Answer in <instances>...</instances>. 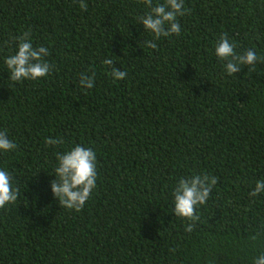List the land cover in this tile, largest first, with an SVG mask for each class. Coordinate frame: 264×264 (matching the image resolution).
I'll return each mask as SVG.
<instances>
[{"label": "trees", "instance_id": "16d2710c", "mask_svg": "<svg viewBox=\"0 0 264 264\" xmlns=\"http://www.w3.org/2000/svg\"><path fill=\"white\" fill-rule=\"evenodd\" d=\"M85 3L0 0V131L17 146L0 167L20 190L0 208V264H252L264 249V194L249 195L264 179V63L228 76L213 45L226 35L264 55V0H185L181 34L156 49L144 0ZM25 34L52 71L13 82L3 61ZM106 58L127 77L114 81ZM77 144L96 151L98 176L79 212L49 187L57 153ZM196 173L217 183L196 221L176 217L172 190Z\"/></svg>", "mask_w": 264, "mask_h": 264}, {"label": "clouds", "instance_id": "9594fccd", "mask_svg": "<svg viewBox=\"0 0 264 264\" xmlns=\"http://www.w3.org/2000/svg\"><path fill=\"white\" fill-rule=\"evenodd\" d=\"M149 9L139 18L140 25L152 39L145 42L149 49H156L157 43L162 37H170L181 34V24L178 17L186 14L185 0H144ZM80 8L87 9L85 0H80ZM215 57L221 61V66L228 76L239 73L244 66L264 63V55L257 54L249 49L242 53L236 51V45L226 35H222L213 45ZM49 56L47 47L33 46L27 34L20 38L14 53L4 58L8 79L13 82L24 80H39L48 76L52 71V65L47 61ZM103 63L111 68L109 75L114 81L123 80L127 72L114 66L110 58ZM80 87L92 89L94 87V75H82ZM60 140L48 138L46 144L55 145ZM16 144L9 138L6 131H0V154L15 151ZM54 177L49 187L59 204L67 209L79 212L88 201L90 194L94 192L97 183V153L90 147L77 144L69 147L62 153H57L56 163L53 168ZM214 176L193 174L180 178L171 193L172 212L176 217L196 221L200 206L206 204L209 195L216 185ZM264 194V179L255 182L254 188L249 192L253 198ZM20 196V190L15 186L13 176L7 167H0V208L14 206ZM28 206V204H27ZM26 206V207H27ZM191 225L186 228L191 231ZM252 264H264V249L259 250L252 258Z\"/></svg>", "mask_w": 264, "mask_h": 264}]
</instances>
